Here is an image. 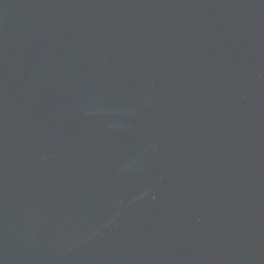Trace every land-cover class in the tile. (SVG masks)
Returning <instances> with one entry per match:
<instances>
[{
	"label": "water",
	"instance_id": "water-1",
	"mask_svg": "<svg viewBox=\"0 0 264 264\" xmlns=\"http://www.w3.org/2000/svg\"><path fill=\"white\" fill-rule=\"evenodd\" d=\"M0 264H264V0H0Z\"/></svg>",
	"mask_w": 264,
	"mask_h": 264
}]
</instances>
